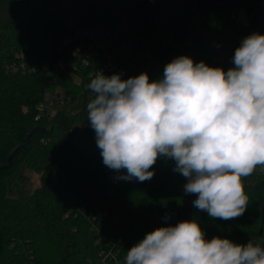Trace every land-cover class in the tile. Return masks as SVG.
<instances>
[{"label":"trees","instance_id":"16d2710c","mask_svg":"<svg viewBox=\"0 0 264 264\" xmlns=\"http://www.w3.org/2000/svg\"><path fill=\"white\" fill-rule=\"evenodd\" d=\"M257 1L240 0V6L251 10ZM128 2L74 0L67 8L65 0H0L5 7L0 9V264H103L109 254L125 264L127 251L147 233L186 220L197 221L208 240L219 236L246 244L264 236L259 166L242 178L249 198L244 214L222 220L194 207L197 197L185 194L187 180L173 170V160L159 157L154 176L144 182L118 179L126 170L117 173L104 165L87 121L89 72L54 73L80 43L63 45L69 19L106 39L102 53L128 70L126 79L142 72L150 81L162 78L175 45L183 41L194 48L195 63L222 67L223 55L232 67L238 42L223 39L236 0H163L162 6L137 4L131 11ZM13 64L24 65L25 73H7L5 67ZM48 94L56 97L49 109L68 108L83 95L76 128H58L43 113ZM77 134L87 135L92 152L81 148ZM24 165L43 174V185L32 195L11 197L10 181Z\"/></svg>","mask_w":264,"mask_h":264},{"label":"clouds","instance_id":"9594fccd","mask_svg":"<svg viewBox=\"0 0 264 264\" xmlns=\"http://www.w3.org/2000/svg\"><path fill=\"white\" fill-rule=\"evenodd\" d=\"M232 60L225 71L182 55L154 81L146 72L122 80L98 71L86 108L104 165L144 182L163 156L186 178L194 207L214 219L242 216V178L264 171V35L246 36ZM125 264H264V236L208 240L197 221H181L147 233Z\"/></svg>","mask_w":264,"mask_h":264},{"label":"built area","instance_id":"2783aa9c","mask_svg":"<svg viewBox=\"0 0 264 264\" xmlns=\"http://www.w3.org/2000/svg\"><path fill=\"white\" fill-rule=\"evenodd\" d=\"M74 0H65V7L72 5ZM216 1V0H210ZM240 0H236V8L231 14L230 19L235 24L238 29L237 47L240 46L241 41L248 35L253 33H260L264 35V0L257 1L253 9L247 10L240 6ZM129 11H131L137 4L148 6H162L163 0H130L127 3ZM64 16H69L67 12L63 14ZM127 21V17H123L122 21L118 24V29H122ZM67 27L70 30L63 40V45L72 46L75 45V49L72 50L70 56H65L63 60H60L58 66L54 70L56 74H71L78 75L82 71L89 72L91 78L100 71L106 74H120L121 79L125 80L128 76V70L124 67L119 66L112 57V55L107 53H102L104 50V44L106 39L100 40L99 35L92 30H84L75 24L72 19L67 22ZM235 48V50H236ZM235 53V51H234ZM98 62V63H97ZM99 64L95 66V64ZM7 73H25L26 67L24 65L18 66L16 64L7 65L5 67ZM33 69H29L32 71ZM83 73V72H82ZM84 74V73H83ZM41 110L49 118H53L54 114L49 113V108L45 109L42 105ZM111 257L113 259V264H118L115 256L109 254L104 259L103 264H108L107 259Z\"/></svg>","mask_w":264,"mask_h":264},{"label":"rangeland","instance_id":"374dc122","mask_svg":"<svg viewBox=\"0 0 264 264\" xmlns=\"http://www.w3.org/2000/svg\"><path fill=\"white\" fill-rule=\"evenodd\" d=\"M2 6L0 9H4ZM4 10H1L3 13ZM238 38V29L236 28L233 21H231V25L227 26L223 31V39L226 43H233L237 41ZM194 52V48L187 44L186 42H178L174 50L172 52V60L185 55L191 57V54ZM223 55H221L222 59V68L227 71L231 67H227L223 62ZM234 67V66H232ZM78 83L81 82V79H77ZM56 97L46 95V99L44 101L43 107L48 109L49 104H54ZM83 95L79 96L77 101L70 105L68 108L63 107L62 105H56L49 110V113H53V125L61 128L65 131H71L77 127V123L75 121L74 116L80 113L83 109ZM87 136V135H85ZM82 135H76V140L81 148L86 152L90 153L93 151V147L90 146L86 137ZM43 174L33 171L27 166L21 167L16 175L12 178L8 188V195L11 197H26L32 195L37 189L41 188L43 183Z\"/></svg>","mask_w":264,"mask_h":264}]
</instances>
